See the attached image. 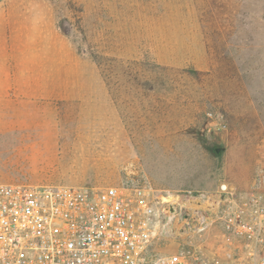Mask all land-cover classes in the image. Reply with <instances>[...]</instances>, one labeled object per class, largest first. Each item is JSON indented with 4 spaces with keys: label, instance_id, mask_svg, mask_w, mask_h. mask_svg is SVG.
Returning <instances> with one entry per match:
<instances>
[{
    "label": "rangeland",
    "instance_id": "rangeland-1",
    "mask_svg": "<svg viewBox=\"0 0 264 264\" xmlns=\"http://www.w3.org/2000/svg\"><path fill=\"white\" fill-rule=\"evenodd\" d=\"M4 72L0 183L150 188L158 257L242 254L214 221L264 195V0H0Z\"/></svg>",
    "mask_w": 264,
    "mask_h": 264
},
{
    "label": "built area",
    "instance_id": "built-area-1",
    "mask_svg": "<svg viewBox=\"0 0 264 264\" xmlns=\"http://www.w3.org/2000/svg\"><path fill=\"white\" fill-rule=\"evenodd\" d=\"M218 194L214 222L241 243L227 264H264V195L227 183ZM168 197L146 187L0 183V264H224L191 244L157 256L155 242L178 214Z\"/></svg>",
    "mask_w": 264,
    "mask_h": 264
},
{
    "label": "crops",
    "instance_id": "crops-1",
    "mask_svg": "<svg viewBox=\"0 0 264 264\" xmlns=\"http://www.w3.org/2000/svg\"><path fill=\"white\" fill-rule=\"evenodd\" d=\"M7 74L6 72L2 73L1 75V84H2V90L0 92L1 100H0V106H2V109H4L5 105L8 103V95H7V85L6 84V78ZM8 115L5 113L4 117L6 118Z\"/></svg>",
    "mask_w": 264,
    "mask_h": 264
},
{
    "label": "bare ground",
    "instance_id": "bare-ground-1",
    "mask_svg": "<svg viewBox=\"0 0 264 264\" xmlns=\"http://www.w3.org/2000/svg\"><path fill=\"white\" fill-rule=\"evenodd\" d=\"M167 201H173V198L172 197H168Z\"/></svg>",
    "mask_w": 264,
    "mask_h": 264
},
{
    "label": "water",
    "instance_id": "water-1",
    "mask_svg": "<svg viewBox=\"0 0 264 264\" xmlns=\"http://www.w3.org/2000/svg\"><path fill=\"white\" fill-rule=\"evenodd\" d=\"M173 212H176L175 210H173Z\"/></svg>",
    "mask_w": 264,
    "mask_h": 264
}]
</instances>
